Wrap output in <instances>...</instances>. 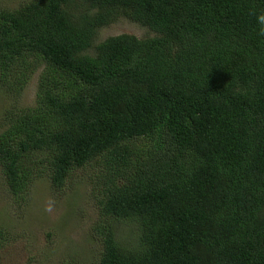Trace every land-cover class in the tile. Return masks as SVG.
Listing matches in <instances>:
<instances>
[{"label": "trees", "instance_id": "obj_1", "mask_svg": "<svg viewBox=\"0 0 264 264\" xmlns=\"http://www.w3.org/2000/svg\"><path fill=\"white\" fill-rule=\"evenodd\" d=\"M260 10L264 0H31L1 10L0 89L19 95L38 76L34 100L11 104L0 128L14 202L42 174L62 190L97 163L89 231L101 248L87 264H264ZM119 18L153 35L94 44ZM124 226L135 228L132 242L120 238Z\"/></svg>", "mask_w": 264, "mask_h": 264}, {"label": "rangeland", "instance_id": "obj_2", "mask_svg": "<svg viewBox=\"0 0 264 264\" xmlns=\"http://www.w3.org/2000/svg\"><path fill=\"white\" fill-rule=\"evenodd\" d=\"M29 1L0 0V11ZM121 34L153 35L148 28L119 18L97 31L94 44ZM37 79L36 74L19 95L0 89V128L11 104L27 106L34 100ZM96 164L73 171L62 190L54 189L48 174H42L34 180L30 197L19 202H14L0 174V264H87L97 259L101 245L89 231L97 219ZM134 230L121 227L119 236L132 242Z\"/></svg>", "mask_w": 264, "mask_h": 264}, {"label": "clouds", "instance_id": "obj_3", "mask_svg": "<svg viewBox=\"0 0 264 264\" xmlns=\"http://www.w3.org/2000/svg\"><path fill=\"white\" fill-rule=\"evenodd\" d=\"M256 23L260 30L264 32V10H260L258 12H254Z\"/></svg>", "mask_w": 264, "mask_h": 264}]
</instances>
